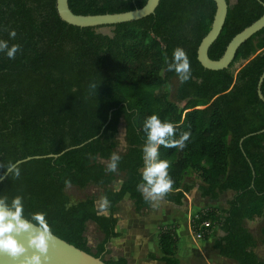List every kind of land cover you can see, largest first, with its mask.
<instances>
[{
	"label": "trees",
	"instance_id": "trees-1",
	"mask_svg": "<svg viewBox=\"0 0 264 264\" xmlns=\"http://www.w3.org/2000/svg\"><path fill=\"white\" fill-rule=\"evenodd\" d=\"M146 2L69 0V5L78 14H103ZM227 2L225 23L209 48L212 59H219L230 40L264 13V0ZM216 7L214 0H160L144 18L105 25L113 28L110 34L98 30L103 26L64 21L56 0H0V39L21 46L15 59L0 52V177L20 159L46 155L17 164L13 169L19 178L12 169L0 182V196H22L25 216L43 212L55 235L108 264H128L125 256L107 258L110 240L119 235L114 213L126 194L138 213L150 205L138 185L143 183V123L155 113L176 126V138L191 132L183 149H159L160 158L171 163L174 181L164 199L180 205L194 188L212 199L232 191L228 207L199 212L192 229L207 239L217 227L224 232L213 244L220 255L237 264H264L255 251L258 240L245 225L264 222V100L258 90L264 28L241 44L228 68H205L198 47ZM12 29L15 39L9 38ZM178 46L189 57L192 76L179 81L171 97L166 87L177 75L167 70L165 57L171 60ZM237 62L240 66L234 67ZM261 91L264 95V80ZM121 121L126 148L118 153L117 170L109 172L102 160L110 162L117 153ZM119 179L122 184L115 189ZM68 185H93L99 193L73 201ZM103 198L109 202L108 215L97 210ZM88 221L103 234L95 247L85 234ZM206 221L210 226L203 225ZM177 228L175 223L160 226L162 254L154 257L164 264H180ZM259 239L264 244V224Z\"/></svg>",
	"mask_w": 264,
	"mask_h": 264
},
{
	"label": "clouds",
	"instance_id": "clouds-1",
	"mask_svg": "<svg viewBox=\"0 0 264 264\" xmlns=\"http://www.w3.org/2000/svg\"><path fill=\"white\" fill-rule=\"evenodd\" d=\"M9 38L15 39L17 33L14 29L9 31ZM21 51L19 44L9 45L8 40L0 39V52L6 53L9 59H15L17 52ZM168 71H174L181 83L187 82L192 76V69L188 55L182 47L173 50L171 60L165 57ZM97 92L95 83L90 85ZM145 143L142 147L143 169L141 177L143 183L138 185L146 201L158 202L166 197L173 187V179L170 177L169 169L171 163L167 159L160 158V147L166 149H183L190 139L191 132H182L176 138V126L161 120L159 115L153 113L147 116L143 123ZM121 157L118 153H112L107 171L115 172ZM16 178L19 171L12 170ZM66 183H68L66 181ZM107 198H103L102 207L108 206ZM26 234L25 245L19 237ZM53 238V233L47 222L46 214L35 212L25 216L23 197L17 195L9 200L8 196H0V252L6 253L13 261L20 256V264H43L47 260L48 242ZM28 249H32L30 255H26Z\"/></svg>",
	"mask_w": 264,
	"mask_h": 264
},
{
	"label": "water",
	"instance_id": "water-1",
	"mask_svg": "<svg viewBox=\"0 0 264 264\" xmlns=\"http://www.w3.org/2000/svg\"><path fill=\"white\" fill-rule=\"evenodd\" d=\"M57 9L60 17L76 26L89 27V26H105L114 25L121 22H127L132 20H138L144 18L155 12L160 0H147V2L139 8L123 12L103 13V14H78L72 11L69 5V0H56ZM216 2V12L212 22L211 29L203 37L198 47V60L200 63L208 69L220 70L228 68L235 58V54L238 48L247 39L252 37L255 33L264 28V13L263 15L238 32L229 42L224 54L219 59H212L209 56V48L213 42L218 38L223 25L225 23L228 13L227 0H214ZM264 80V71L259 80V96L264 100V95L261 91V85ZM246 136L241 139V142ZM66 151V150H64ZM62 151L60 154L64 153ZM60 154H48L47 156L57 157ZM46 155H34L24 159L18 160L15 164L8 168V170L0 177V182L7 176V174L19 163L30 160L32 158H39ZM19 239L27 244L26 234H23ZM32 249H28L26 255H30ZM47 260L43 261V264H108L101 257L76 247L75 245L67 242L61 237L53 233V238L48 242ZM24 256H20L17 261H13L6 253L0 252V264H20V260H23Z\"/></svg>",
	"mask_w": 264,
	"mask_h": 264
},
{
	"label": "rangeland",
	"instance_id": "rangeland-1",
	"mask_svg": "<svg viewBox=\"0 0 264 264\" xmlns=\"http://www.w3.org/2000/svg\"><path fill=\"white\" fill-rule=\"evenodd\" d=\"M98 30L111 34L113 28L111 26H103V27L98 28ZM240 64H241V62H237L234 65V67H239ZM178 83H179V79L177 77H174V78H172L170 83L167 85L166 90L170 93L171 97H173V95L175 94L176 87H177ZM124 124H125L124 121H121V123L119 125L117 153L124 152L125 148H126L125 125ZM102 161L106 164H109L108 160H102ZM120 175L123 176V173H121ZM121 184H122V179H119L116 182H114L113 187L115 189H119ZM98 189H99L98 187L93 186V185L89 186L87 188H83V189L78 188L77 186H74V185H68V187L66 188V191L73 201H77V200L84 199L85 197H87L88 195H91V194L98 195V193H99ZM232 195H233L232 191H226L223 194H221L219 198L212 199L211 197H203L201 195L200 191L197 188H194L191 192L188 193L189 197H186L183 204H180L179 206H170L168 209H167V207L163 208V210L160 211L163 215L161 217V220H159L160 218H158V216H160V213H157V210H154L152 208H150V209L148 208L149 210H147L146 208H144L143 209L144 211L142 212V215H141L143 217H140V219H138L136 221V219L134 217H132V213H133L134 208H135V204L133 203V201L126 198V200H124L122 203H124L123 206L127 205V207L128 206L130 207L129 208L130 212L132 211L130 216H128L126 211H125V214L128 216L129 225L133 228L136 227V223H138V222L146 225V224H150V223L154 224L155 222L159 223V221H161V222L163 221L165 223V221H169L171 219L176 220L175 218H177L178 219L177 222H179V223H175V224H177V226L179 227L178 233H179V236L181 238V241H180L181 252L179 255H181L180 258L182 259V256L184 257L185 251L187 252V254H189V252H190L189 248L191 247V245H193L196 249L201 250V253H205L207 255L206 250L207 249L210 250V248L205 247L204 244L205 245L209 244V242H212L213 239L215 240L214 237H217L216 234L219 235V233L221 232V230L219 228L215 227L214 229H212V231H214V230L215 231L213 233L211 232L212 235L208 239L203 240V237L202 238L197 237L194 230L191 228L193 216H196L199 212L205 211L208 208L216 207V208L221 209V208L228 207V204L226 201L229 198H231ZM189 200H190V202L191 201L193 202L192 208H191V205L189 204ZM102 203H103L102 199H98L96 202L97 210L99 213L106 212V210H107L106 208L101 206ZM165 205H166V201L163 198L162 200L155 202L154 208L159 209V206L164 207ZM263 224H264V222L262 220L261 221H259V220L258 221H246V223H245V225L252 231V233L254 234L256 239L258 240V246H257V248H255V251L257 252L258 256L261 259L264 258V244H262L260 242L259 238H260V230H261V227ZM85 234L88 237L89 244L93 247H95L97 242L103 236L102 232L98 230L95 222H93V221H88L87 230H86ZM188 242L191 245H188L187 244ZM121 246L124 247L125 244L121 245ZM148 247L149 246H147L144 249L146 254H147ZM212 249H213V246H212ZM117 250H118L117 254H119V255L124 253V249H117ZM213 250H215V249H213ZM216 251L217 250H215V252ZM142 254H143L142 249L137 250V251L132 250L133 258H138L139 255H142ZM144 256H146V255H144ZM109 257H113V256L109 254V255H107V258H109ZM215 263L220 264L219 262L218 263L215 262ZM225 264H233V263L226 262Z\"/></svg>",
	"mask_w": 264,
	"mask_h": 264
},
{
	"label": "crops",
	"instance_id": "crops-1",
	"mask_svg": "<svg viewBox=\"0 0 264 264\" xmlns=\"http://www.w3.org/2000/svg\"><path fill=\"white\" fill-rule=\"evenodd\" d=\"M186 197H189L188 193L186 194ZM126 198L132 200L134 203V200L131 199L129 194H126L124 199L117 204V208H116L114 215L118 218V223L116 225V231L119 233V235L116 237H113L110 240V244H109V248L111 249L110 255H112L114 258H117L118 256H125L126 258H128V264H164L162 260L157 259L162 254L159 248V244H158V234H159L160 226L165 224L166 222L167 223H171V222L179 223L177 222L178 219L175 218L176 220L171 219L169 221H165V223L163 221L162 222L159 221V223L155 222L154 224L150 223L146 225L138 222L136 223V227L133 228L129 225V222H128V216H130L132 211L130 212V209H129L130 207L129 206L127 207V205L123 206L124 203H122L124 200H126ZM165 201H166V205L164 207L159 206V209L154 208L153 202H150V205L148 207L149 209L152 208L154 210H157V213H160V216H158V218H160L159 220H161V217L163 216L162 213L160 212L163 210V208L167 207L168 209L170 206H179L171 201H168V200H165ZM189 204L191 205V208H192L193 202L192 201L190 202L189 200ZM148 208L146 209L149 210ZM125 211L128 214V216L125 214ZM134 211H135V208H134ZM134 211L132 213V217H134L136 221L140 219V217H143L141 215L144 210L141 213H138L136 211L134 212ZM101 213L108 215L109 211L107 209L106 212H101ZM178 228H177V232H179ZM191 228H192V223H191ZM214 231H212V233ZM216 235L217 237H214L215 240L213 239L212 242H209V244H206V245L204 244L205 247L210 248V250L209 249L206 250L207 255L205 253H201V250L196 249L193 245L189 244L188 242L187 244L191 245V247L189 248L190 252L189 254H187V252L185 251L184 257L182 256V259H181L180 258L181 255H179L181 252V247H180L177 253V256L180 260V264H216L215 262L217 263L219 262L220 264H225L226 262L237 264L236 261H234L233 259H230L222 255L220 256V254L217 251L215 252V250L212 249L214 242L218 238L223 236L224 232L221 231L219 235L218 234ZM203 240H206V239L203 238ZM180 241H181V238H180ZM124 244L125 246L122 247L121 245H124ZM147 246L149 247H148L147 254H146L144 249ZM117 249H124V253L120 255L117 254V251H118ZM141 249H142L143 254L139 255L138 258H133L132 250L137 251ZM155 255L158 257H154Z\"/></svg>",
	"mask_w": 264,
	"mask_h": 264
},
{
	"label": "built area",
	"instance_id": "built-area-1",
	"mask_svg": "<svg viewBox=\"0 0 264 264\" xmlns=\"http://www.w3.org/2000/svg\"><path fill=\"white\" fill-rule=\"evenodd\" d=\"M203 225H204L205 227L210 226L209 222H207V221L204 222ZM195 234H196V236L199 237V238H202V236H203V233H202L201 231H196Z\"/></svg>",
	"mask_w": 264,
	"mask_h": 264
}]
</instances>
